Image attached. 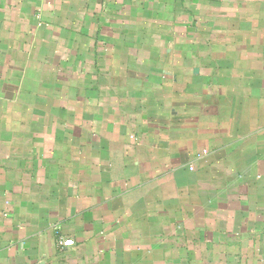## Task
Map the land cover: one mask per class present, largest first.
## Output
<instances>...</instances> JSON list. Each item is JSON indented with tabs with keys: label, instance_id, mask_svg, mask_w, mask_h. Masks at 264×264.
Listing matches in <instances>:
<instances>
[{
	"label": "crops",
	"instance_id": "obj_1",
	"mask_svg": "<svg viewBox=\"0 0 264 264\" xmlns=\"http://www.w3.org/2000/svg\"><path fill=\"white\" fill-rule=\"evenodd\" d=\"M0 264H264V0H0Z\"/></svg>",
	"mask_w": 264,
	"mask_h": 264
},
{
	"label": "built area",
	"instance_id": "obj_2",
	"mask_svg": "<svg viewBox=\"0 0 264 264\" xmlns=\"http://www.w3.org/2000/svg\"><path fill=\"white\" fill-rule=\"evenodd\" d=\"M204 154H205V152H203V155ZM59 245L62 246V247H70V246L74 245V241L73 240H69V239L60 240L59 241Z\"/></svg>",
	"mask_w": 264,
	"mask_h": 264
}]
</instances>
